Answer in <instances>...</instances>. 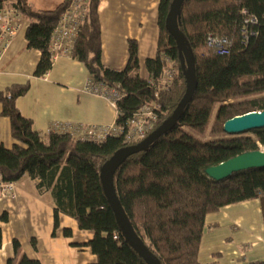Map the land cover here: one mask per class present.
<instances>
[{"label":"trees","instance_id":"obj_1","mask_svg":"<svg viewBox=\"0 0 264 264\" xmlns=\"http://www.w3.org/2000/svg\"><path fill=\"white\" fill-rule=\"evenodd\" d=\"M70 1L43 10L28 0H0V7L10 4L29 21L27 46L40 52L34 76H44L52 65L51 35ZM171 2L159 0L157 52L155 57L145 59L146 76L139 74L134 39L128 40V59L123 68L101 62L99 0L86 2L71 56L86 66L93 84L115 86L122 93L115 102V124L123 129L139 107L158 101L162 112L155 129L171 115L185 91L186 78L176 43L165 27ZM250 17L256 22L249 21ZM177 22L194 58L193 96L170 130L119 165L113 184L134 231L161 264H201L198 249L208 213L258 198L264 216V167L236 171L220 180L204 173L207 166L264 147V127L223 135L227 134L223 130L227 119L264 109V0H183ZM209 35L225 37L227 52L209 46ZM166 56L174 61L176 71L170 86L156 96ZM27 89L28 83H22L0 90L1 113L9 118L11 136L16 140L9 148L0 145L2 179L17 181L26 175L39 192L50 191L55 202L52 234L60 213L74 218L79 229L92 231L87 245L96 261L88 264H147L122 235L100 179L102 164L117 149L133 143L125 142L123 133L95 142L68 132L37 131L16 106L17 97ZM214 105L217 111L208 126ZM63 234L70 236L71 230L65 228ZM31 241L35 246V240ZM13 248L19 253L17 240ZM7 264H12V259ZM15 264L40 261L21 254Z\"/></svg>","mask_w":264,"mask_h":264},{"label":"crops","instance_id":"obj_2","mask_svg":"<svg viewBox=\"0 0 264 264\" xmlns=\"http://www.w3.org/2000/svg\"><path fill=\"white\" fill-rule=\"evenodd\" d=\"M63 0H28L35 8L52 10ZM159 0H99L101 62L123 68L128 59L127 43L138 45L139 74L146 76L145 59L155 57L158 42ZM28 20L21 15L19 28L0 56V90L28 83L17 97L20 113L30 118L37 131L45 133L53 122L82 125H112L116 109L108 98L86 89V66L71 55L52 60L44 76L33 72L40 52L29 48L25 39ZM0 145L11 147L10 120L1 113ZM54 199L50 191L39 192L34 181L23 176L14 181V194L0 195V264L21 254L40 264H88L96 261L87 242L92 231L82 230L74 218L60 213L53 232ZM6 215V219L2 215ZM69 228L70 236L63 230ZM35 240V246L32 244ZM20 245L15 253L13 241ZM201 264H246L264 261V216L258 198L224 205L205 216V229L198 249Z\"/></svg>","mask_w":264,"mask_h":264},{"label":"built area","instance_id":"obj_3","mask_svg":"<svg viewBox=\"0 0 264 264\" xmlns=\"http://www.w3.org/2000/svg\"><path fill=\"white\" fill-rule=\"evenodd\" d=\"M87 0H71L69 4L61 12L58 23L51 35L49 43V51L54 59L60 55H71L73 44L79 32V28L83 23ZM21 14L12 5L6 4L0 7V56L7 49L10 41L14 37L19 28ZM249 21L256 22L254 17H250ZM250 31V34H253ZM248 35H244L247 40ZM209 46L218 47V52H227V39L225 37H217L209 35L207 37ZM165 71L159 85H157L155 95L158 96L160 90L167 89L173 81L176 71L175 63L169 57H164ZM151 84L155 82L150 81ZM86 89L90 92L100 94L110 101L115 107V102L121 97L122 93L115 87H107L104 84H93L88 78ZM161 105L158 101H152L139 107L126 122V128L123 129L115 123L112 125H82V124H66L61 122H53L48 128L49 131L68 132L73 137L95 142L104 140L107 136H117L123 133L124 141L127 143H137L145 138L154 128L159 120ZM261 148L264 149L262 146ZM260 148V149H261ZM14 194V181H5L0 175V195L7 196Z\"/></svg>","mask_w":264,"mask_h":264},{"label":"water","instance_id":"obj_4","mask_svg":"<svg viewBox=\"0 0 264 264\" xmlns=\"http://www.w3.org/2000/svg\"><path fill=\"white\" fill-rule=\"evenodd\" d=\"M183 0H172L169 11L165 18V27L173 36L178 56L179 64L186 78L185 91L176 105L171 115L162 121L145 138L137 143L117 149L101 166L100 179L106 198L116 216L120 230L125 240L137 251L147 264H161L147 249L141 238L134 231L117 195L113 184V175L119 165L131 154L140 152L159 136L170 130L179 120L186 104L191 100L195 87V65L194 58L185 43L177 22V16ZM264 127V109L250 111L245 114L234 116L227 119L223 124V130L229 134L243 133L253 129ZM264 167V151L261 149L241 152L231 158L221 161L218 164L207 166L204 173L215 180L228 177L236 171Z\"/></svg>","mask_w":264,"mask_h":264},{"label":"rangeland","instance_id":"obj_5","mask_svg":"<svg viewBox=\"0 0 264 264\" xmlns=\"http://www.w3.org/2000/svg\"><path fill=\"white\" fill-rule=\"evenodd\" d=\"M217 107H218L217 105H214V107L212 108V111H211V114H210V117H209V121H208V126L211 125V123H212V121H213V119H214L215 113H216V111H217ZM219 135H221V134H219ZM223 135H229V133H227V134H223ZM205 137H209V134H208V135L206 134ZM261 150L264 151L263 148H261Z\"/></svg>","mask_w":264,"mask_h":264}]
</instances>
